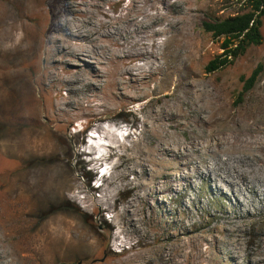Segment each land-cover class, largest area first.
<instances>
[{
    "label": "rangeland",
    "instance_id": "1",
    "mask_svg": "<svg viewBox=\"0 0 264 264\" xmlns=\"http://www.w3.org/2000/svg\"><path fill=\"white\" fill-rule=\"evenodd\" d=\"M44 1L0 0V254L6 257L2 263L40 264L39 256L36 255L34 240L37 228L41 221L47 220L56 213L64 214L67 208H72L67 211L73 210L75 212L72 213L75 214L78 213V210H74L75 208L73 207H77L83 214L88 212L87 215H91L94 218L93 222L97 223L96 225H92V222L90 224L92 230L94 229L93 232H96V234L103 233L109 237V223L111 222L112 213L103 211L101 210L102 208H96L94 211L92 209L85 211L82 205L80 206L72 199L70 200L71 207L69 204L63 205L62 209L59 210L61 204H54L51 199L44 202L40 200V189L36 187L35 183L33 190H30L29 186L24 182L23 176H30V174L47 170L46 173L48 172L50 175H54L57 171L68 172L69 175H67L68 173L66 175L71 177L72 180L74 179L73 185L77 183L87 194L88 198H96L95 200L102 197L104 188L108 190L113 188L126 190L120 193V201L128 200L130 197L133 199L138 192H141V186L147 184L152 194L151 203L162 206V209H159V215H161L159 220H161L160 224L161 227L163 226L164 232L162 239L168 241L182 233L180 230L182 225L180 214L183 213L182 211L193 210L194 214H196L194 223L197 228L195 230L192 221L184 220L187 232H183L182 235L185 241L191 240L195 243V246L192 247L193 249L191 247L186 248L188 250L185 251L186 254L199 249L197 253L194 251L195 255L193 254L194 256L191 257V264H261L255 263L253 260L248 261L247 257L258 249L264 252V241L255 243L250 240L253 238L252 232L255 226L264 227V208H262V204L256 202L258 211L256 210V216L254 215L255 222H248L249 224L247 223L243 226V237L235 239H240L241 249L232 246V249L230 248L229 250V256H224L221 252L222 243L218 241V238L227 240L230 244L235 243L233 239L227 237L225 227L222 224V213L240 214L253 212V208L248 206L237 213V210L232 206L235 204L236 199L241 201L242 198L237 197L234 199L232 195H229V200H233L234 203H229L228 199L223 197H217V200L214 199L213 202H208L205 196L209 187L211 186L215 189L221 186L222 183L212 181L206 185L203 182H199L196 170L191 169L187 173H182L177 169L181 165L180 162L175 160L172 162L161 160V162L157 156L156 144L160 140L169 146H173L176 150H180L181 145H185L193 151V142L201 139L205 142L210 140L211 138L207 136L209 132L208 125L203 122V118L208 117L209 111L206 108L199 109L202 104L208 101V95L214 97V104L218 110L215 113L214 120H212L214 122L210 125L214 133V137L212 136L213 140L218 137V139L222 140V143L224 142V148L228 149V141L232 140V137H235V134L240 132V126L261 129L263 134H257L255 139H264V41L261 46L252 47L245 56L238 59L232 66L210 74L206 71V67L210 61L223 52L221 49L222 41L215 40L211 34L206 33L203 28V22L209 18H227L236 13V8L233 6L229 7L226 0H174L175 4L172 2L164 4L166 18L162 20V17L155 15V20V16L152 18L148 17L151 13H154V5L151 6L148 0H138L139 9L135 13V17L139 27H147L149 25L144 30L146 33L145 37L152 35L151 33L154 30L152 27L154 25L158 29L164 26L166 30L164 37L172 38L171 40L174 42L167 51L162 46L163 37H158L159 45L155 44L154 47L149 45V49H155L156 53L161 57L159 66L156 65L153 69L147 68L145 66L146 60L144 59L134 62L135 64L133 63L132 74L143 72V75L149 78L147 85H143L144 82L140 81L141 77L135 78L140 81L139 85H141V88H137L138 85L133 84L129 75H124L121 80H117L119 73L112 55L108 56L110 58H108L107 67L103 70H101L100 66L95 65L91 59L92 57L85 55H81L79 59L66 57L62 60H49L45 54H41L39 57L35 56L34 49L42 40H46V35L48 36V31L50 30L48 20L50 19L53 22L52 19H54L50 14V7L46 8V2ZM92 1L103 2L102 9L98 11L91 8ZM52 2L54 3L52 8L55 7V11L57 9L58 11L56 12H59L60 21L64 20L70 25L71 22L72 25L81 23L85 30H88L84 21L94 20L97 25L101 21L111 22L118 29L115 32L125 36V31L132 29V27L127 26L129 24L125 20L129 13L128 11L134 5L132 0L72 1L73 6L83 11V13L79 12L78 14L70 12L68 5L70 1L52 0ZM81 5H87V9L81 8ZM38 8L43 10L37 11ZM39 22L45 23L46 26H41ZM153 22L155 24H152ZM56 26V28L60 29H57L58 36L63 38L65 32L62 31L61 27ZM262 32L264 35V28ZM177 35L179 36L177 37ZM175 36L179 41L178 45L177 42L175 43ZM180 37L182 40L179 39ZM126 38V42H130L127 36ZM117 39L123 42L122 37H117ZM97 41V47L103 46L101 45L102 43H99L100 40ZM175 45L176 47H174ZM142 48H146V46H142ZM114 49L118 50L117 47H114ZM127 51H130V49H127ZM188 56H191V59ZM161 64L163 65L161 66ZM84 65L96 66L102 71L104 77L97 83L95 89L88 85L82 86V88L84 87L83 94H72L71 88L74 86L63 84L60 77H56L57 79L52 77L45 78L44 75V73L48 75L51 70H58L55 71L57 74L66 71V73L72 74L82 69ZM167 65L169 66L167 67ZM260 65L263 66V71L254 88L247 94L242 95L246 81H242L241 78L244 76L245 80H248L253 71ZM134 71L140 72L134 73ZM147 73L149 76H147ZM118 83L123 84L124 92L117 86ZM177 84L178 86H176ZM141 89L144 91L140 92ZM59 91L60 93H58ZM29 92L37 103L39 102L38 99L43 100V103L50 99L51 103L56 104L72 102L75 108L79 107L78 105L81 101L89 100L88 97H92L89 95H98L93 104L88 103L86 105L95 104L100 107L95 114L91 113L89 116L76 117L67 126H53L48 123L45 117L51 116L52 118L53 114L40 111L39 108L36 109L30 102L26 101ZM125 92L137 95V98L125 99L123 95ZM114 104L115 108H111L110 106H114ZM63 119L66 120L68 118L64 116ZM148 120L149 122L147 123ZM164 121L166 126H162ZM54 124L60 125L61 123L55 122ZM137 139L139 142H134ZM29 141L37 145L40 142V145L39 147H36V144L34 146L29 145ZM116 144H118L119 148ZM121 144L122 146H120ZM138 148L144 150L143 154L147 156L149 163L143 169L136 167L137 175L133 176L131 169L138 162V159H133L131 156L137 155ZM154 153L156 154L154 155ZM124 154L129 155L126 156ZM221 155L210 156L209 154L207 158L210 162H218L223 158V155ZM165 157L170 158L168 155ZM166 167H170V170ZM164 172L171 174L173 192L168 191L165 194H161L158 192L155 175L158 174L164 177L162 176ZM184 175L191 178L195 193L182 195L178 192L179 194H177L176 191L182 192L186 188L183 182ZM124 176L126 177L124 178ZM134 177H137L138 181L133 182L132 179ZM50 178L52 179L53 177L50 176ZM48 183L49 181L45 182V184ZM166 190L169 189L166 188ZM21 192L23 196L18 198L17 195ZM174 198L179 199L176 200ZM180 202L185 204L184 210L180 208ZM111 204V206L114 205L113 201H111ZM70 213L66 214L71 215ZM82 220L88 225L87 219ZM145 230L152 234V242H155L156 230L152 223L146 224ZM111 239L107 240L105 249L100 251L99 255L96 254L93 257L76 256L75 259L74 257L72 259L67 258L69 261L65 260V258H56V264L104 263L109 257L107 250H110V245L112 252L115 254L122 250L115 246V242ZM137 240L135 238L131 243L135 244ZM127 247L130 246L128 245ZM211 248L213 249L211 250ZM154 251H156L154 252L156 254L157 249ZM176 253V249L172 247L170 254L176 255ZM239 257L242 258L239 259Z\"/></svg>",
    "mask_w": 264,
    "mask_h": 264
},
{
    "label": "bare ground",
    "instance_id": "2",
    "mask_svg": "<svg viewBox=\"0 0 264 264\" xmlns=\"http://www.w3.org/2000/svg\"><path fill=\"white\" fill-rule=\"evenodd\" d=\"M67 1H70L68 3V5H69V8L71 11L69 9L68 10L71 13H73V14L74 13L78 14L79 12L83 13L82 9H77L75 6H73L72 1H78V0H67ZM119 1H121V0H119ZM44 2H46V6H47L46 8H48V6L50 7V14L54 19H52L53 22L50 21V19L48 20L49 25H50V30L48 31V36L46 35V37H47L46 40L45 41L42 40L39 43V45L34 49V52H35L34 55L35 56L39 57L41 54H45V56H47V58L49 60L50 59H61L62 60L63 58H66V57H72L74 59H79L81 57V55H85L88 57H92L91 59L95 63V65L100 66L101 70H103V69H106V67H107V63H108L107 61L109 60L108 58H110L108 56L112 55V57L115 59L116 68L118 69L117 71L119 73L117 80L118 81L121 80V78L124 75L125 76L129 75L132 78L131 80H132L133 84L138 85L137 88L138 87L141 88V85H139L140 81L144 82L143 85H147L149 83V81H148L149 78L145 77L143 75V72H140V71H134V73L140 72L139 74H132L131 70H132L133 63L136 61H140L141 59H144V60H146L145 66L147 68L149 67V68L153 69L154 66L161 63V57H159V54L156 53L155 49H153V48L149 49L150 48L149 45H151L152 47H154L155 44L159 45L160 43H159V41H157V39H158V37H163L162 46L167 51V50H169V47L174 42L171 40L172 38L164 37L166 35V30H165L164 26H162L161 28L158 29V27L156 28V26L154 25L152 27L154 29L151 33L152 35L145 37L146 33L144 30L149 25L147 27H139V23L137 22V18L135 17V13L138 12L137 10L139 9L138 8V4H139L138 0H132V4H134V5H132V7L130 5V7L132 9L130 10L128 8L130 11H128L129 13H128L127 17L125 18L126 23L129 24L127 26H130V28L132 27V29L125 31L126 36L130 40V42H128V43L126 42L127 38L125 35H123V34L119 35L115 32L118 29L111 22L101 21V22H99V25H97V23H95L94 20L93 21L90 20L88 22L84 21V23L86 24V28L88 29V30H85V27L81 23H74L72 25V22H71V25H70L69 23L65 22L64 20H63L64 23H63V21H60V19L58 17L59 12H56L58 10L56 9V11H55V9H54L55 7L52 8V6L54 4L52 2V0H48V1L45 0ZM148 2H149V4H151V6L154 5V13H151L148 17L152 18L156 15V16H160V18L162 17V20H164L166 18L164 4L170 3V2H172L174 4L176 3L174 0H148ZM102 3L100 1H98V2L94 1L91 4V8L97 9L99 11L102 9ZM86 6L81 5L80 7L83 9H87ZM170 7H173V6H170ZM40 10H43V9H40ZM40 10L38 8L37 11H40ZM141 15H142V13H141ZM156 16H155V20H156ZM155 22H153L152 24H155ZM39 23L41 24V26L45 25V23H43V22H39ZM37 25H38V23H37ZM56 25H58V27H61L62 31L65 32V36L62 35L63 38H65V39L60 38L58 36L57 29H59V28H56L57 27ZM102 30L104 31L103 33H102ZM169 36H170V34H169ZM178 36L179 35H177V37ZM117 37H120V38L122 37L123 42H120L119 39H117ZM2 38H3V36H2ZM187 38H186V40H187ZM175 39H174L175 43L177 42V45H178L179 41L176 38V36H175ZM179 39H181V37ZM36 40H37V38H36ZM97 40H100L99 43H102L101 45H103V46L97 47V45H96L98 42ZM149 42H151V44H149ZM142 46H146V48H142ZM114 47H117L118 50H115ZM174 47H176V45ZM127 49H130V51H127ZM179 49H182V48H179ZM188 53H190V52H188ZM189 59H191V56L189 57ZM68 62H70V61H68ZM167 64H169V63H167ZM62 65H64V64H62ZM162 65L163 64H161V66ZM168 66L169 65H167V67ZM172 69H173V67H172ZM101 70H99L96 66H93V65H88V66L84 65V67L82 69L75 71L72 74L69 72L66 73L67 71L63 72V73L60 72L59 74H57L55 71H58V70H51L50 72H48V75L45 73H44V75H45V78L60 77L63 84L71 86V87L74 86L73 88H71L72 94H78V93L83 94V88L84 87L82 88V86L88 85V86H91L95 89L97 83H99L101 81V79H103L104 75L102 74ZM146 71H148V70H146ZM163 73H161V74H163ZM153 74L155 75V73H153ZM147 76H149V74ZM137 77H139V78L141 77L140 81L138 79H135ZM113 80H116V79H113ZM152 84H154V83H152ZM50 85H52V84H50ZM112 85H114V84H112ZM122 85L120 83L117 84V86L120 88V90L122 92H124L125 89L122 87ZM54 86H55V84H54ZM54 86H53V88H54ZM176 86H178V84ZM60 87H63V86H60ZM108 87H110V86H108ZM15 88H16V86H15ZM45 88H47V87H45ZM71 89L69 88V90H71ZM17 90H18V88H17ZM51 90H53V89H51ZM113 91H114V89H113ZM143 91L141 89L140 92H143ZM147 91H149V90H147ZM58 93H60V91ZM27 95H28V97H27L28 99L26 101L30 102L33 105V107H35L36 109L39 108L40 111H44L47 114H49V113L53 114L52 118L50 115H49L50 117L44 115L46 117L48 123L52 124L53 126H67V125H69L68 123H70L76 117L89 116L91 113L95 114L96 111L98 110V108L100 107L99 105H95V104L94 105H86L88 103L93 104L96 101V98L98 95H89L92 97H88L89 100H87L85 102L81 101V103H79V105H78L79 107H76V108L72 102H69V103H67V102L62 103L61 102L62 104H56V103H51L50 99L46 100L45 103H43V100L38 99L39 102L37 103V101H35L34 97L31 95L30 92ZM123 95H124L125 99H129L131 97L137 98V95L136 96L133 94L131 95L130 93H126V92ZM201 95H202V93H201ZM110 96L112 97L111 94H110ZM208 96H209L208 101L205 104H202L199 109L201 110L203 108H206L209 111L208 117L203 118V122H204V124L208 125L209 132L207 133L208 134L207 136H209L211 139L209 138L210 140H207L206 142L203 139L196 141V142H193L192 143V150L193 151L188 149L187 146H185V145H181V149L176 150L173 146H171V145L169 146V145H167V144H165L159 140L156 144V152H157L158 159L160 161L166 160L167 162H172L173 160H175L177 162H180L181 165L177 169L179 171H181L182 173H187L188 171H191V169L196 170V172L198 173L199 182H203L206 185H207V183L212 182V181L221 182L222 185L216 187L215 189H213L211 186L209 187L208 193L205 196L208 202L211 203V202H213L214 199L217 200L218 199L217 197H220V198L223 197V198L228 199V202L231 203V202H233V200H229V195H232V197H234V199L237 197L242 198L241 201L236 199L235 204L232 206V207H234V209L237 210V213H239L243 209L247 208L248 206L253 208V210H254L253 212H246V213H240V214H236V213L235 214H228L225 212L222 213V216H223L222 217V219H223L222 224L225 227L227 237L229 239H233L234 243H235V244H230V242H228L227 240L221 239L220 237L218 238V241L220 243H222L221 244L222 245V249H221L222 254L224 256L228 257L229 256V250L232 246H236L238 249H241L240 246H242V245H240V242H239L240 239H237V240H235V239L241 238V236L243 237L242 227L245 226L248 222H255L254 219L256 216V210L258 211V207L256 205V202H259L260 204H262V208H264V139H262V138H260L259 140L255 139V136L257 134H260V133L263 134L261 129L251 128L249 126H240V132L236 133L235 137H232L233 139L228 141V143H227L229 145L228 149L224 148V146H225L224 142L222 143V140L218 139V137L213 140L212 136L214 137V135H213L214 133H213V130H211L210 125L212 124V122H214L212 120H214L215 113L218 110L216 109V106L214 104L215 103L214 99H213L214 97H210V95H208ZM167 97H168V95H167ZM99 102H96V103H99ZM158 102H159V100H158ZM110 107L115 108V104H114V106H110ZM40 113H42V112H40ZM61 114L64 116H67L68 119L64 120L63 119L64 116L62 117ZM165 121H166V119H165ZM165 121H164V123H162V126H166ZM55 122L56 123L59 122L61 124L55 125L54 124ZM148 122H149V120L147 121V123ZM160 133H161V131H160ZM167 136H169V135H167ZM160 138H161V136H160ZM105 139H107V138H105ZM114 139H115V136H114ZM137 141H138V139L134 142H137ZM30 144L32 146H34V144H36V143L33 142V144H32L31 141H29V145ZM118 144H116V145L118 146ZM39 145H40V142L38 143V145L36 144V147H39ZM134 145H135V143H134ZM134 145H133V147H134ZM120 146H122V144ZM133 147H130V148H133ZM118 148H119V146H118ZM116 150H118V149H116ZM132 150H134V149H132ZM101 152H102V150H101ZM137 152H136L137 153L136 156H131V158H133V159H135V158L138 159V162L135 165H133V168L131 169V171H132L131 174L133 176L137 175V172L135 171V170H137L136 167L143 169V168H146L147 163H149L148 159L146 158L147 156H145V154H143L144 150L142 148H138ZM155 154L156 153H154V155ZM209 154H210V156L211 155H218L219 156L222 154L223 158H221L219 160L220 163H218L219 161L218 162H215V161L210 162L207 158V156ZM124 155L128 156L129 154L128 155L124 154ZM166 155H168L170 158L165 157ZM152 157H154V156H152ZM170 167H166V168L169 169ZM46 171L47 170H45L44 172L33 173V174H30V176H28V175L23 176L24 182L29 186L31 191L34 188V183L36 184V187H38L40 189V200H42L43 202L48 201V200L50 201V199H51V202H53L54 204L55 203L61 204L59 206V210H61L63 205L69 204V206L71 207L70 200L72 199V201H75L80 206L82 205V207L84 208L85 211L86 210L90 211L91 209L94 211L96 208H100V209L102 208L101 210L112 213L111 222L109 223L110 224L109 237L112 238L113 241L115 242L114 245L117 246L119 249H122V250L118 254H115L112 252V248L110 245V250H107L109 257H108V259H106L104 261V263H101V264H191L190 260H191V257L195 255L194 251L196 253L199 252V249H195V250L186 254L185 253V251L187 250L186 248L194 247L195 243H194V241H191V240H186L187 241L186 242L184 240V236H182L183 232H187V229L185 227L186 223L184 220L192 221L193 227L195 228V230L197 228V226H195L196 224L194 223L196 221L195 220L196 214H194L193 210L187 209L186 211H182L183 213L180 214V217L182 220L181 221L182 225L180 226L181 227L180 230L182 233L180 235H177L175 238H172L171 241L162 239L164 232H163V228H162L163 226L161 227V224H160L161 220H159V218L161 216V215H159L160 214L159 209H162V206H160L158 204L156 205L155 203L154 204L151 203L152 194L150 193L147 184H144L143 186L140 185L142 187L141 192H138L133 199H131V197H130L131 200L125 199V200L120 201L119 200L120 193L122 191H126V190H123V189L117 190L115 188H113L111 190L104 188L103 192H102V194H103L102 197L98 200H95L96 198L95 199L94 198H92V199L88 198L87 194L83 191L82 188H80L77 185V183L75 185H73L74 179L72 180L71 177L67 176V175H69L68 172H67L68 173L67 174V173H64L61 171H57V172H55L54 175H50V173H48V172L46 173ZM128 175H130V174H128ZM50 176L53 178L51 179ZM162 176H164V177H161V175H158V174L155 175V179H156L155 181L157 182V186H158V190H159L158 192H160L161 194H165L168 191L173 192V186H172L173 180L171 178V174H169L168 172L167 173L164 172V174H162ZM125 177L126 176H124V178ZM119 179H120V177H119ZM136 180H137V177H134L132 179L133 182H135ZM46 181H49V183L45 184ZM133 182H131V183H133ZM183 182L185 183L186 188L182 192L179 190L176 191L177 194L180 193L182 195L183 194L190 195L191 193H195V191H193L192 186L194 184H193L191 178L184 175ZM138 188H140V187L138 186ZM166 188L169 190H166ZM258 188H260V189H258ZM19 194L17 195L18 198H20V197L22 198V196H23L22 192ZM131 195H133V194H131ZM174 199H176V198H174ZM178 199L179 198H177L176 200H178ZM111 201H113V203H114L113 206H111L112 205ZM73 208H75L74 210L77 209L78 213H76V214L72 213V212H75L73 210L68 212L67 210H69V209L71 210L72 208H67L66 213L71 212L70 213L71 215L66 214V213H64V214L63 213L62 214L56 213V214H54V216L51 215L52 217L50 216L47 220L40 222V224L37 228V233L34 237L36 255L39 256V257L38 256L37 257L40 260V264H56L57 263L56 258L57 259L65 258V260L69 261V259H72V257H74V259H75L76 256L79 257V256L85 255L86 257L87 256L93 257L94 255L100 253V251L105 249L107 240H109L110 238L107 237L106 235H104L103 233H97L96 234V232H93L94 229L92 230L90 224H91V222L93 223L92 225H96L97 223L95 224L93 222L94 218L91 215H87L88 212L86 213L87 216L84 217L83 214L82 215L79 214V212H81V211H79V209L77 207H73ZM180 208H182V209L185 208V204L180 202ZM82 219H87L86 222L88 225H86ZM151 223L156 230L155 231L156 232V235H155L156 241L155 242H152V239H153L152 234H150L149 232H146V230H145L146 224H151ZM191 225H192V223H191ZM253 229H254L252 232L253 238H251L250 240L255 242V243H258L260 241H264V227H260V226L256 227L255 226ZM135 238H137L138 240L135 241L136 242L135 244H132L131 241H133ZM128 245L130 247H127ZM172 247H174L176 249V251H177L176 255L170 254ZM155 249H157L156 254L154 253V252H156V251H154ZM212 249L213 248H211V250ZM255 251L249 257L246 256L248 261L253 260L255 263L264 264V252H263V250L258 249ZM67 258H69V259H67ZM240 258H242V257H239V259ZM4 259H6V257L1 256V254H0V264L3 262ZM72 262H73V260H72ZM2 264H4V263H2ZM94 264H99V263H94Z\"/></svg>",
    "mask_w": 264,
    "mask_h": 264
},
{
    "label": "trees",
    "instance_id": "3",
    "mask_svg": "<svg viewBox=\"0 0 264 264\" xmlns=\"http://www.w3.org/2000/svg\"><path fill=\"white\" fill-rule=\"evenodd\" d=\"M229 7L236 8V13L227 18L206 19L203 22L204 31L211 34L213 39L222 41L223 52L209 62L206 71L214 74L222 69L232 66L238 59L245 56L252 47L263 44L264 35V0H226ZM263 66L256 68L250 78L245 80L242 95L251 91L260 74ZM82 215L83 213L80 212ZM83 216H87L83 214Z\"/></svg>",
    "mask_w": 264,
    "mask_h": 264
}]
</instances>
